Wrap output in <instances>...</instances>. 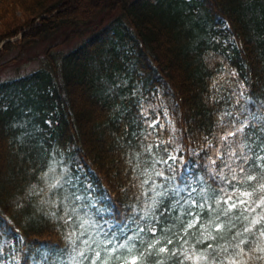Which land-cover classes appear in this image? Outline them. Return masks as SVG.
I'll return each mask as SVG.
<instances>
[{
    "label": "trees",
    "instance_id": "1",
    "mask_svg": "<svg viewBox=\"0 0 264 264\" xmlns=\"http://www.w3.org/2000/svg\"><path fill=\"white\" fill-rule=\"evenodd\" d=\"M111 14L116 16L108 27L66 53L55 51L87 33L76 28ZM40 43L49 45L38 70L0 81V264H70L72 246L65 237L71 222L51 215H63L66 189L82 196L75 201L84 205L80 217L103 229L91 233L96 239L105 232L119 237L125 225V235L135 236L137 224L130 220L147 222L140 221V210L146 196L154 195L153 183L157 192L167 191V197H156L163 201L156 236L147 231L141 233L143 244L133 241L135 254L159 239L147 264H196L182 253L193 245L201 252L208 244L218 246L208 253L228 264L225 257L237 251L230 246L240 239L247 238V250L254 241L264 243V218L244 231L264 217V204L258 203L264 168L245 165L241 173L237 167L245 157L254 161L264 141V0H0V70ZM14 49L18 54L7 59ZM253 114L259 119H250ZM146 119L158 121L155 129ZM245 120L243 133L228 135ZM148 145L151 152L145 151ZM167 155L180 157L179 183L153 174L142 188L141 170L152 173L154 159ZM155 168L166 170L164 164ZM217 173L250 192L236 195L254 209L230 210L220 217L219 231L214 223L220 221L207 207L215 208L217 195L228 187ZM61 174H71L74 186L49 191ZM165 204L172 210L165 211ZM189 208L200 219L185 234L194 219ZM168 239L169 252L159 253ZM174 247L180 253L172 256Z\"/></svg>",
    "mask_w": 264,
    "mask_h": 264
},
{
    "label": "snow or ice",
    "instance_id": "2",
    "mask_svg": "<svg viewBox=\"0 0 264 264\" xmlns=\"http://www.w3.org/2000/svg\"><path fill=\"white\" fill-rule=\"evenodd\" d=\"M250 119L259 118L253 114ZM145 122L151 129H155V126L158 123V121L155 119L151 121L146 119ZM248 123L249 121L245 120L237 128H235V130L229 131L228 135L235 137L237 133H243L244 128ZM148 134L150 135L151 133ZM156 147L159 148L160 145L158 144L156 145ZM258 147L260 148V154L257 155L253 153L255 162L252 159L245 157L242 159L241 163L237 165L241 173L245 172V165H247L249 168H264V141H262ZM151 150L152 145H148L145 148V151L147 152H151ZM164 151L165 153L167 152L166 149H164ZM179 159L180 157L176 155H167L166 159H154L152 173H149L148 168H143L139 173V175L145 176V179L141 181V187L143 188L144 185L148 184L149 181L152 180L153 174L155 176L165 177V179L176 180L177 183H179L178 176L180 175V172L176 168V164ZM229 159H231V157H229ZM169 161H171V163H169ZM128 163L129 165H132V159H129ZM213 163H215V161H213ZM155 164H164L166 166V170L156 169ZM137 167H139L138 164L131 168L134 177L137 175ZM224 167H229V165L225 163ZM49 171L51 172L53 171V169L50 168ZM169 173H171V175H169ZM44 175L47 176L48 173H45ZM217 175L220 176V179L224 182V184L228 185V187H222L221 192L217 195L215 199V208H213L211 204L207 205L209 211L216 213L215 221H220L221 216L227 217L230 210L236 209L238 206L242 207L244 211H254V209L249 207V201L240 199L236 195V193H240L243 196L250 197L252 195L250 192L244 191L238 185H232L231 181L226 180L222 174L217 173ZM246 178L248 180H254L256 177L254 175H247ZM237 179V174L233 170L232 180ZM53 181V183H50L48 185L49 191L64 188L65 185H69L70 187L74 186L73 176L71 174L69 175L68 179H64L63 174L58 177H53ZM156 187L157 186L155 185V183H153V187L149 189V191L153 192L154 195L151 197L146 196L145 208L140 210L143 212V216L140 217V221L147 222L141 225V223L137 222L136 220H130L131 223L137 224V231L135 233V236L125 235V233L127 232V225H125L119 230V237L114 232H105L103 237L100 239H96L91 235L92 232L103 231V229L99 227V224L93 220L82 219L78 213V208L84 207V205H76L75 201L80 200L82 196H78L75 192H71L66 189V194L64 195L63 201L65 205L63 215L60 217H56L55 212L51 213V215L56 219L62 220L65 224H69V222H71V224H69L71 231L65 237L72 246L71 253L69 254L70 264H110V262L113 260L115 261V264H147L148 257L152 255L153 251L156 250V245L160 242L159 239H153L152 242L147 243L143 247V251H136L135 254H133V250L137 248V244L133 241L140 240L141 244H143V241L141 240V233H145L147 231H150L153 234V237L156 236V233L158 231L157 225L159 224L158 217L163 215V212H161L158 208V205L163 204V201L157 200L156 197H167L169 195L167 191L157 192ZM260 188L264 189V184H261ZM88 194L90 195V192ZM44 202L56 203V201ZM185 203H188V201H185ZM258 203L264 204V195L260 197ZM175 204L183 207V205L180 204L179 200H176ZM191 205L196 206L197 201L191 200ZM224 205H226V207H224ZM198 206L201 209L205 207L203 203L199 204ZM99 210L100 209H98V211ZM164 210L171 211L172 208L171 206L165 204ZM185 211L189 216H194V219L189 220L188 224L184 228V232L185 234H187L188 229L195 226V224L199 221L200 216L198 214H195L191 208L186 209ZM262 218L264 217L258 215L257 218L251 221V223L244 229V231L249 232ZM209 223L211 224L213 223V221H209ZM228 223L232 227H235L234 224H231V221H228ZM214 227L217 229V231H219L224 227V222H216L214 223ZM208 235L210 234L206 233L203 238L207 239ZM236 235L239 236L240 233H237ZM259 235L260 237H264V227L259 229ZM121 237L123 238V243L119 242ZM162 238L163 237H161V239ZM180 239L183 241V237H180ZM246 240L247 238H242L238 241V243L230 246L237 249V251L229 253L227 257H225L228 260V264H249V261L253 259L264 260V255H261L264 254V243L254 241L253 243L255 244V247L253 249L247 250L243 247V245L246 243ZM183 242L185 244L188 243L187 241ZM172 243V239H168L166 244L159 247V253L169 252L168 244ZM214 247L218 246H215L213 244L207 245V249H213ZM121 249H127V254L121 253L119 251ZM192 249V251H185L184 253H182L184 259L193 260L196 262V264H199V262L201 261H204L205 264H224V258L218 260L216 256L210 255L207 249L201 252H197L195 251L194 245L192 246ZM222 251L227 252L228 249L224 248L222 249ZM177 253H180L179 248L174 247L173 249H171L172 256H175ZM60 264H64V262L61 260ZM156 264H163V260H158ZM179 264H184V261L181 260Z\"/></svg>",
    "mask_w": 264,
    "mask_h": 264
},
{
    "label": "rangeland",
    "instance_id": "3",
    "mask_svg": "<svg viewBox=\"0 0 264 264\" xmlns=\"http://www.w3.org/2000/svg\"><path fill=\"white\" fill-rule=\"evenodd\" d=\"M18 17H21L20 14H18ZM116 14L111 15H103L101 17H98L92 21V23L89 26H81L79 28H76L79 31H86L87 33H83V36L75 37V39H70L69 41H66L62 45H58L55 48V51H62L66 53L70 49L78 46L84 38L87 36H90L93 34L92 32H95L99 30L102 27H108L112 19H114ZM70 33V31L67 29V31L63 34H60L58 36L57 42L61 43L66 38V35ZM19 38V37H18ZM48 43H40L34 48H30L23 52L19 56V60L16 61V63H11L7 65L5 68L0 70V81L4 80H10L12 78L24 76L26 74H29L33 71H36L40 68L43 54L45 49L48 47ZM19 49H14L13 52L8 56L7 59H10L13 56H16L18 54ZM85 175V174H81ZM79 175V176H81Z\"/></svg>",
    "mask_w": 264,
    "mask_h": 264
}]
</instances>
